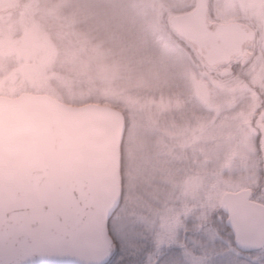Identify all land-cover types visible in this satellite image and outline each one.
Here are the masks:
<instances>
[{"label":"rangeland","instance_id":"374dc122","mask_svg":"<svg viewBox=\"0 0 264 264\" xmlns=\"http://www.w3.org/2000/svg\"><path fill=\"white\" fill-rule=\"evenodd\" d=\"M191 1L0 0L1 96L122 112L109 264L258 258L236 253L214 211L225 192L264 191V107L231 76L217 90L195 79L188 43L168 26ZM122 213L124 238L111 231Z\"/></svg>","mask_w":264,"mask_h":264},{"label":"water","instance_id":"95a60500","mask_svg":"<svg viewBox=\"0 0 264 264\" xmlns=\"http://www.w3.org/2000/svg\"><path fill=\"white\" fill-rule=\"evenodd\" d=\"M168 23L194 37L202 15H173ZM123 130L121 112L107 105L66 106L44 94L0 97V264H95L108 258ZM247 193H225L221 207L228 196ZM257 206L263 231L264 208ZM225 210L237 245L260 246L264 233L251 238L249 223Z\"/></svg>","mask_w":264,"mask_h":264},{"label":"flooded vegetation","instance_id":"af4514ba","mask_svg":"<svg viewBox=\"0 0 264 264\" xmlns=\"http://www.w3.org/2000/svg\"><path fill=\"white\" fill-rule=\"evenodd\" d=\"M195 11L202 15L201 30L195 32L194 37L177 34L184 43H188L184 48L188 49L196 64L195 79L217 90L219 82L231 76L236 85L251 87L263 108L264 0H192L189 7L180 14ZM217 69L220 71L217 72ZM253 77L259 80L258 85L254 84L256 82ZM246 96L248 94H244ZM244 189L248 190L247 194L228 196L223 207L220 199L214 214L218 216L217 223L224 226L221 232L228 233L227 236L233 241L236 253L244 259L252 260L256 255H264V240L260 239V246L256 248H248L252 247L249 244L246 248L239 247L227 223L228 212L225 210H231L235 218H243L249 223L251 238L264 233L260 222L261 208L257 206L264 208V191ZM250 241L256 243L248 239ZM111 257L112 254L103 262L109 264Z\"/></svg>","mask_w":264,"mask_h":264},{"label":"snow or ice","instance_id":"6c2138e0","mask_svg":"<svg viewBox=\"0 0 264 264\" xmlns=\"http://www.w3.org/2000/svg\"><path fill=\"white\" fill-rule=\"evenodd\" d=\"M132 227L133 225L131 224L127 214L122 213L121 215L116 216L115 219L112 220L111 231L116 236L124 238ZM101 264H106V262L102 261ZM253 264H264V255H258V258L253 261Z\"/></svg>","mask_w":264,"mask_h":264},{"label":"trees","instance_id":"16d2710c","mask_svg":"<svg viewBox=\"0 0 264 264\" xmlns=\"http://www.w3.org/2000/svg\"><path fill=\"white\" fill-rule=\"evenodd\" d=\"M262 173V172H261Z\"/></svg>","mask_w":264,"mask_h":264}]
</instances>
